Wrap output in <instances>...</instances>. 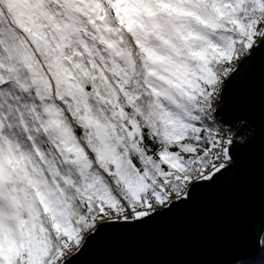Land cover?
<instances>
[{"label":"snow or ice","instance_id":"6c2138e0","mask_svg":"<svg viewBox=\"0 0 264 264\" xmlns=\"http://www.w3.org/2000/svg\"><path fill=\"white\" fill-rule=\"evenodd\" d=\"M257 59L264 0H0V264H77L233 172L216 106Z\"/></svg>","mask_w":264,"mask_h":264},{"label":"water","instance_id":"95a60500","mask_svg":"<svg viewBox=\"0 0 264 264\" xmlns=\"http://www.w3.org/2000/svg\"><path fill=\"white\" fill-rule=\"evenodd\" d=\"M264 60L239 68L222 91L218 120L236 129L239 166L199 188L188 205L148 224L107 229L77 264H236L258 254L264 234Z\"/></svg>","mask_w":264,"mask_h":264},{"label":"trees","instance_id":"16d2710c","mask_svg":"<svg viewBox=\"0 0 264 264\" xmlns=\"http://www.w3.org/2000/svg\"><path fill=\"white\" fill-rule=\"evenodd\" d=\"M262 237H264V234ZM236 264H264V246H261L258 254L254 257L246 259L244 261H240Z\"/></svg>","mask_w":264,"mask_h":264},{"label":"built area","instance_id":"2783aa9c","mask_svg":"<svg viewBox=\"0 0 264 264\" xmlns=\"http://www.w3.org/2000/svg\"><path fill=\"white\" fill-rule=\"evenodd\" d=\"M219 103V102H218ZM217 109H218V104H217ZM219 121V120H218ZM220 122V121H219ZM221 123V122H220ZM221 124H223V123H221ZM227 128H230L231 130H232V133H233V135H234V133H236V129L235 128H233V127H231V126H229V125H226V124H224ZM234 138H236L237 140L239 139V138H237V137H234Z\"/></svg>","mask_w":264,"mask_h":264}]
</instances>
